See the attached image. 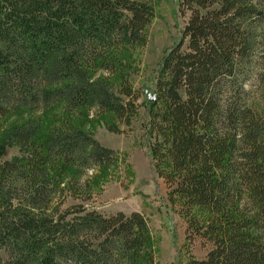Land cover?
<instances>
[{"label": "trees", "instance_id": "16d2710c", "mask_svg": "<svg viewBox=\"0 0 264 264\" xmlns=\"http://www.w3.org/2000/svg\"><path fill=\"white\" fill-rule=\"evenodd\" d=\"M177 5L188 17L160 60L144 131L187 238L211 244L177 264H264V0ZM154 16L137 0H0V134L20 152L0 163V264H155L142 213L89 206L130 166L72 118L86 108L107 113L111 132L131 123ZM16 107L60 114L6 125ZM67 196L77 203L64 207Z\"/></svg>", "mask_w": 264, "mask_h": 264}, {"label": "rangeland", "instance_id": "374dc122", "mask_svg": "<svg viewBox=\"0 0 264 264\" xmlns=\"http://www.w3.org/2000/svg\"><path fill=\"white\" fill-rule=\"evenodd\" d=\"M137 1L151 5L155 16L147 30L146 44L138 52L139 70L131 76L132 87L138 94L136 116L128 126H122V132L107 130L108 114L98 113L96 109L75 110L72 118L79 127L90 131L101 145L124 157L130 166L129 173L123 166L114 169L113 177L101 182V189L88 202L89 206L103 215L117 211L142 213L154 238L155 264L185 263L191 256L197 259L205 257L211 244L197 237L187 238L184 219L172 210L166 199V184L153 171L144 124L148 117L147 93L154 90L160 60L180 39L188 15L179 13L177 0ZM59 114L55 107L41 110L16 107L4 120L6 125L15 121L46 124L57 119ZM19 153L18 148L5 143L0 134V163ZM75 203L77 201L67 196L63 206Z\"/></svg>", "mask_w": 264, "mask_h": 264}, {"label": "water", "instance_id": "95a60500", "mask_svg": "<svg viewBox=\"0 0 264 264\" xmlns=\"http://www.w3.org/2000/svg\"><path fill=\"white\" fill-rule=\"evenodd\" d=\"M147 97L149 101H153L155 99V95L151 94V93H147Z\"/></svg>", "mask_w": 264, "mask_h": 264}]
</instances>
